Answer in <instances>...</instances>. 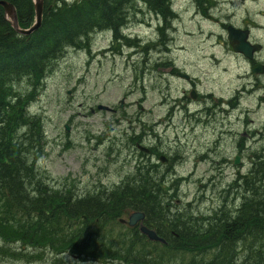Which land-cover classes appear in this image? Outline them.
<instances>
[{"label":"bare ground","instance_id":"6f19581e","mask_svg":"<svg viewBox=\"0 0 264 264\" xmlns=\"http://www.w3.org/2000/svg\"><path fill=\"white\" fill-rule=\"evenodd\" d=\"M16 1L0 0V7L5 14L7 13L5 15L7 25L0 26V32L4 31L3 35H0V80L14 72L24 71L28 74L26 82L29 87L20 86L17 91L20 100H13L18 110L12 112L25 120L23 128L25 133L36 131L38 124L41 125L40 132L45 131L48 114L40 111L39 106L35 110L34 101L37 97L38 100H42V96L49 91L50 80L57 77L61 62L70 58L75 59L74 63L81 64L85 59L90 60L92 57L93 61L105 63L109 77L116 79L130 77L134 73L137 85L145 84L147 75L151 73L149 69H156L160 64L167 65L172 67L170 71L178 74V79L185 81V85L177 89L178 96L174 97L170 103L172 105L168 107L166 115L172 118L174 111L178 108L187 110L189 114L190 106L198 105L194 113L188 117L189 133L183 135V139L178 136L181 144L185 143L184 146L182 145L185 149L180 152L182 157L176 158L172 152L164 153L162 146L156 141V138L160 139L170 127L166 128L163 122L156 123L154 130L149 127L146 121V114L149 112H146L147 109L140 102H137L135 114L125 115H123L125 97L120 99L118 104L95 102L87 115L93 117L105 113L114 117L118 116L115 118L116 122H121L125 118L127 120L126 128H123L121 132L119 130L117 136L110 139L103 152L102 159L106 161V166L100 165V168L103 167V171L107 168V172L104 171L105 178L95 175L85 180V183L81 179L73 183L71 174L68 173L54 176L43 165H39L40 160L47 154L44 148L49 142V139H43L40 146L36 148L37 156L43 153L34 161L36 176L33 177L35 183H39L41 187L36 189L37 194L34 197L36 202L30 205V208H33L32 213H36L35 216L43 213L45 218L41 219V223L44 224L46 232L52 233L55 238L51 246L43 247L46 252L42 254L46 255L43 264H73L68 259L74 261L78 258L93 263L102 259L103 262L98 264L112 262L117 264H238L239 259L251 264L255 261L257 264H264L262 256L264 255V97H260L257 93V91L264 92L263 79L261 77L246 78L244 73L239 71L236 75L243 80L239 87L238 82L214 84L211 80L204 78L206 75L203 72L198 75L189 74L176 64L175 58H170L169 53L173 50V44H176L174 36L177 35L175 34L184 33L191 35L194 39L202 38L205 41V33L214 32L213 29H206L218 26L221 30L211 33V37L220 41L226 35L230 46H233L236 40L247 43L252 48V52L245 58L249 63L253 62L258 73L264 76V63H260L264 60L255 58L262 52L264 45L252 42L253 26L258 22L251 15L255 16V11L252 10L246 14L248 18L246 20L249 23L242 20L243 26L236 27L230 18L226 19L228 16L224 13L222 14L226 18L217 16L215 11L218 3L215 0H192L191 13L188 15L176 11L177 0H137L135 6L124 4L120 0L117 6L114 4L109 10H103L98 17L94 15L95 8L88 7L85 0H22L21 17L25 22L32 18L31 21L23 24L15 5ZM122 11L124 17L119 24L116 21L121 20L119 14L122 17ZM223 12H225L224 9ZM137 23L140 24L137 26L146 28L153 23L156 31L150 35H138L139 39L132 37L137 36L133 33ZM206 25L213 27H206ZM19 30H27V33ZM16 31L21 34L26 33V38L17 35ZM5 33L6 36H4ZM60 33L63 35L59 36ZM43 35L50 38L47 44L48 49L44 51L34 49L37 44L40 46V36L43 37ZM107 40L111 41L112 45L110 43L104 47V42ZM115 40L116 42L118 40L121 47H115ZM5 42H8V45H4ZM178 47L182 46L179 44ZM138 48L144 55L145 52L148 55L143 59L144 61L135 64L131 59L139 53V51L136 52ZM98 52L107 61L103 58L96 59ZM160 54H167L169 57L155 58V55ZM11 57L15 60L11 61ZM218 58L216 55L213 58L208 57L211 66L214 65V70L216 69L215 73L222 77L227 69L220 68L221 62L216 64ZM31 59L34 65L29 66L27 63L29 60L32 61ZM89 60H86V64H90ZM148 64L151 67L146 68ZM98 67L99 64H96L94 70H98ZM248 68L246 72L252 70L251 73L254 75L252 66L249 65ZM42 89L44 90L41 92ZM159 90L162 93L161 88ZM169 90L165 88L164 92L169 98H173ZM143 91L145 94L143 98L146 99V86L143 87ZM189 92L193 101L187 97ZM242 97L252 105H256V107L252 105L244 107L245 112L258 113V118L263 120V123L254 122L251 117L243 118L245 122L241 127L242 130L238 137H235L236 132L231 130V126H238V113H240L238 106L244 103ZM230 115L234 118L230 119ZM247 119L249 122H246ZM43 121L44 124H42ZM220 122L230 130L220 131L214 136L215 141L211 151L200 150L197 147L198 141L201 137L210 138L211 131L218 130ZM31 125L34 128H29ZM65 142L69 145L71 143L69 138ZM117 146L125 148L129 151L128 155L133 158L127 155L124 161L120 160L121 151L116 152ZM229 146H233V151L228 150ZM230 152L234 154V159L228 155ZM240 153L242 157L239 159ZM212 154H217V157L213 159ZM190 155L194 157L189 159ZM220 158L227 164L224 168L212 167L213 174L214 171L216 172L214 176L225 177L226 169L233 164L235 169H238L235 178L225 185L224 183H221L219 187L215 185L210 195L206 197H199L193 201H184L180 198L181 192L185 191L184 184L196 183L203 192L204 188L205 190L209 188V183L201 182L202 179L199 178L195 168L189 172L187 169H180L181 162L189 160L216 163ZM130 161L136 165L135 172L124 170L130 165ZM113 165L116 169H112ZM165 191L164 199H159L160 193L163 195ZM135 196L150 199V201L138 204ZM117 199V205L107 207L108 203ZM157 201L158 204H156ZM207 202L216 206L207 207ZM260 205L263 208H260ZM161 209L165 214L159 222L156 216ZM176 215L183 219L182 223L179 222L183 232L193 231L196 234L198 233L194 227L201 217H206L204 231L212 234L216 232L219 237L217 234L214 237L218 242L204 244L193 253L181 250L180 245L186 242L185 237L173 235L170 228L163 227L165 222H175ZM35 216L29 219L35 220ZM132 217L135 219L131 226L125 219L131 220ZM48 218H54L56 223L49 222ZM238 221L246 222L249 224L248 227L253 224L261 230L255 234L244 229L239 236L240 242H238V231H236L234 237L225 241L223 238L226 235H222L223 230H217L218 226L221 223L229 225L235 223V227L238 228ZM107 222L113 224L112 232L117 231L116 235L109 230ZM56 224H62L61 227L66 230V240L60 241V234L54 227ZM70 228L74 229L70 230ZM157 229L161 230V233L153 235L152 231ZM5 237L0 227V238L5 244H0V261L11 260L8 254L16 250L15 241L10 238L4 239ZM187 238L188 241L193 240L189 236ZM194 238L197 240L195 236ZM203 238L201 237L200 240ZM56 242L65 243L56 248L53 247ZM223 242H229L226 244L236 256H229L228 249L221 247L220 244L215 245ZM119 243L124 245V250L119 248ZM39 245L41 243L31 240L29 248H33L32 254L40 255L36 250L37 246L41 247ZM251 245L256 248L254 249ZM25 250L27 256L21 257L20 260L29 264L40 261L36 256L32 258L27 247ZM186 256L187 260L180 259ZM212 256L219 258L213 263ZM227 259L230 262L232 259V262L228 263Z\"/></svg>","mask_w":264,"mask_h":264},{"label":"rangeland","instance_id":"374dc122","mask_svg":"<svg viewBox=\"0 0 264 264\" xmlns=\"http://www.w3.org/2000/svg\"><path fill=\"white\" fill-rule=\"evenodd\" d=\"M215 1L216 3H218L217 9L215 11L217 13V16L226 18L222 14L224 13L226 16H228V18L226 19L230 18L236 27H238L239 25L243 26L242 20L249 23V21L246 20L248 19L246 14L249 11H255V16L253 14L251 15L258 22L253 26L254 34L252 36V42L264 45V0ZM234 1H236V3H234ZM175 5V7L177 8L176 11H178L179 13L187 15L191 13L190 10L192 9V0H177ZM223 9L225 10V12H223ZM121 13L123 15L124 12L122 11ZM5 15H7V13ZM137 25L140 24L137 23L135 28L133 29V33H136L137 36L132 37H136L138 39V35H150V33L156 31V27L153 23H150L148 28ZM206 27L213 26L206 25ZM212 29L214 30V32H211L212 34L217 33L221 30L218 26L207 28L206 30ZM114 30L117 31V29ZM16 32L20 37L26 38V33L21 34L18 31ZM211 33H205V41L202 38L194 39L191 35H185L184 33L175 34L177 35L174 36L176 38V44H173V50L169 52L171 55L170 58H175L177 62L176 64H178L182 69H185L187 72H189V74L195 73L196 75H198L203 72V74L206 75V77H203L207 80H211V82L214 84L238 82L239 87L242 84L243 80L236 74L237 72L241 71L244 73L243 75H245L246 78L261 77L263 79L262 86L264 88V76H262L263 74L257 73L252 75V70L248 73L246 72L247 70H249L248 66H252L253 64L252 62L249 63L247 58H245L241 53L237 54L233 46H230L228 42L229 38L224 35V39L221 38L219 41L211 37ZM4 36H6V33L4 34ZM59 36H62V34L60 33ZM1 38H3V36ZM7 43L8 42H5L4 45H8ZM110 43L111 41L107 40L104 42L103 46L107 47L108 45H110ZM179 44L182 46L181 48L178 47ZM114 45L115 47H121V44L118 43V40ZM137 51H139V53L133 56L134 58L131 59V61H134L135 64L144 61L143 59H145V57L148 55L147 52H145L144 55L143 52L140 51V48H138L136 52ZM97 54L99 55L96 59L104 57L99 52ZM215 55L219 57L216 64L221 62L220 68L227 69V72L223 73L222 77L215 73L216 69L214 70V65L211 66V62L208 59V57L213 58ZM167 57H169V55L167 54L155 55V58L157 59H165ZM255 58L264 60V49L261 53H258ZM74 60V58H70L65 62H61L62 64L60 63L61 68L57 73V77L50 80L51 86L49 88V91L44 96H42V100H38L37 97L34 101L33 107L35 110H37L39 106L40 111H42L43 113L45 111V113L47 112L48 114L44 131L45 134H47L46 138L49 139V142L44 148L47 154L40 160L39 165H43L54 176L65 175L66 173L71 174V181L73 183L79 182L80 179L82 182H84L85 180L89 179V177H94L95 175L105 178L103 176L104 171L107 172V168L104 169V171L103 167L100 168V165H105L106 163V161L102 159L103 152L106 148V145L109 143V141H111L110 139L115 138L119 130L121 132L123 128H126L125 125L127 119L125 118L121 122H116L117 120H115V118H117L118 116L114 117L109 114L101 113L97 114V116L91 117L87 115V112L95 102L102 101L104 103H110V105L118 104L120 103V99H122L123 97H125V110L123 115L135 114V111L138 107L137 102H140L147 109L146 112H149L148 114H146V121L149 127L154 130L156 123L158 122H163L166 128L170 127L169 131L166 132L165 135L160 137V139H157L155 137L156 141L159 142V144L162 146V150L164 151V153L169 154L170 152H172V155L174 157H182L180 156V152L181 150L185 149L183 147V144L185 143L183 142V144H181V142L178 140V136H180V139H183V135L189 133L190 127L188 126V117L189 115H192L194 113L195 108H198V105H191V113L189 114L187 110H181L178 108L174 111V116L172 118H170L169 115H166L168 107L172 105L170 103L173 101L174 97L178 96L177 89L183 88V86L185 85V81L177 78L178 74L175 71H170L172 67L160 64L156 69H149L151 73L147 75V79L145 81V84H147L137 85V83H135L134 73L130 77H126L124 79L118 78V80L114 77H109L108 72H106L107 66L105 63L101 64L100 61H93L92 57H90V60L85 59L81 64L74 63ZM86 60H89L90 64H86ZM103 60H106V58H103ZM260 63H264V61ZM96 64H99L98 70H94ZM149 67H151L150 64L146 66V68ZM22 85L24 87H28V83L26 81L23 82ZM144 86L147 87V93L145 96L146 99L143 98L145 95L143 91ZM160 88L162 90V93L159 90ZM165 88L170 89V95L173 98H169L165 94ZM43 90L44 89H42L41 92ZM224 91L228 92L226 90ZM257 93L260 97H264V92L257 91ZM181 94L183 95V93ZM190 94L191 93L189 92L187 94V97L189 100L191 99V101H193ZM239 95L242 96L241 94ZM245 100L246 99L242 97V101L244 103L243 105L238 106V112H240L238 113V126H231V130L236 132L235 137H238L239 132L242 130L241 127L244 125L243 122H245V119L243 120V118L251 117L254 122L260 124L263 123V120L258 118V113L253 112V114H247V112H245V109L243 108L252 105L250 102ZM252 106L256 107V105ZM231 116L232 115H230V119H233L234 117ZM44 118L46 117L44 116ZM247 121L248 119L246 120V122ZM42 124H44V121ZM29 128L34 127L31 125ZM236 128L238 131L235 130ZM40 129L41 125L40 127L38 125V132H40ZM228 130L230 129L225 128L220 122L218 130L211 131L212 136L208 139H205L206 137H201L200 141H198L197 143V147H199L202 151H205L207 149L208 151H211V148L213 147L212 145L215 141L214 136L220 131L225 132ZM68 138L71 142L70 145L68 144V142H65ZM232 139L233 137L229 140L231 141ZM115 149L117 153H119V150L121 151L119 153L120 160L124 161V158H126L129 151L120 146L115 147ZM34 150L38 151V149L36 148ZM228 150L233 151V146H229ZM42 153L40 155H42ZM40 155L37 156L35 153V155H33V158L36 160ZM228 155L231 156V159H234L235 157L232 152H230V154ZM129 157L133 158V156ZM192 157H194V155H190L189 159H191ZM215 157H217V154H212V158L214 159ZM131 162L132 161H130V165L126 166L124 170L135 172L136 165ZM226 164L227 163L223 162L221 158L216 163H200L189 160L182 161L180 164V169H187V171L189 172L190 170H194L195 168L196 173L199 175V178L201 177L202 179L201 182L203 184L209 183V188L208 190H205L204 188L203 192L201 188H199V186H196V183L191 182L188 184H184L183 190L185 191L181 192L180 198L184 199V201H193L199 197H206L210 195V192L215 185L219 187L221 183H224L223 185H225L226 183H228V181L231 182L235 178V174L238 170L235 169L233 164L230 165L229 169H226L225 177L216 178L214 176L216 172L214 171L213 174V171L211 170V168L214 166L224 168ZM113 168L116 169V166L113 165L112 169ZM210 176L211 178H209ZM206 205L207 207L216 206L215 204L211 205V203L208 202ZM58 226L62 233L66 232V230L61 227L62 224H59ZM73 229L74 228H70V230ZM109 230L112 232L113 229ZM112 233L116 235L117 231ZM0 244H4L1 238ZM20 244L21 243L18 241H16L15 243L16 248H18L19 250L20 247H22V245ZM118 246L120 249H125V247H123L124 245H122L121 243H119ZM56 248H59V246H56ZM24 249L25 246L22 247V250ZM28 249L32 254L33 248L28 247ZM36 257L40 259V261L31 264H43L45 262L44 259L46 255H38ZM84 260L85 259L82 258H78L74 261L68 259V261L72 262L73 264H98L103 262L102 259H98L99 261L97 263ZM185 260H187V258H185ZM0 264L29 263L24 260L5 259L3 261H0ZM108 264L117 263L112 262Z\"/></svg>","mask_w":264,"mask_h":264},{"label":"trees","instance_id":"16d2710c","mask_svg":"<svg viewBox=\"0 0 264 264\" xmlns=\"http://www.w3.org/2000/svg\"><path fill=\"white\" fill-rule=\"evenodd\" d=\"M17 1L15 5L18 8L21 23L26 24L28 21H31L32 18H29V20L26 22L23 20V18L21 17V11L23 10L22 0ZM118 1L120 0H101V2L100 0H85V2L88 4V7L95 8L96 12H94V15H96L97 17L101 15V12L103 10H109L114 4L115 6H117ZM136 1L137 0H122L124 4H128L131 6H135ZM119 17L121 18V20L116 22L120 24V22L123 21L122 18L124 17V15H122L121 17V14H119ZM105 21L110 22V20ZM6 25L7 23L5 21L4 10L2 7H0V26L5 27ZM2 33H4V31L0 32V34ZM40 38V46L39 44H37L34 49H48L47 44L50 38L45 35H43V37L40 36ZM4 49H6V47ZM12 60H15V58L11 57V61ZM27 64L31 66L32 64L34 65V62L33 60H29ZM27 76L28 74L26 72L19 71L17 73H11L0 80V227L3 235L6 236L4 239H13L15 243L16 241H18L21 243L20 245H22V247L25 246L28 248L29 244H31V240L41 243V245H39L41 247L37 246L36 250L40 254V256H42V254L46 253L44 252L43 247H48V245L51 246L55 238L53 237L52 233L48 234V232H46V228L43 226L44 224L41 223V219L45 218L44 215H42L43 213L35 216L34 214L36 213H32L33 208H30V205L36 202V198H34L37 194L36 189L41 187V185L39 183H35L33 179V177L36 176V166H34L35 159L33 158V155H35L36 151L34 149L37 148V146H40V143L44 138H46L47 135L45 134V132H38L39 129L30 132L29 134L25 133L23 131L25 120H22L16 113L12 114L13 111L18 110L16 104H13V100H20L17 91L19 90L20 86H23L22 83L26 81ZM165 193L166 192H163V195H161L162 193H160L161 197L159 199H164ZM135 198L136 201H138V204H141L143 201H150V199H142L143 197L141 198L135 196ZM117 203L118 199L114 202L112 201L108 203L107 207H112L111 205L115 206L117 205ZM156 204H158V201ZM260 208H263V206L260 205ZM162 209L161 212L156 216L159 219V222L162 221V219L164 218L163 215L165 214V212L163 213ZM32 216H35L36 219L31 221L29 218H32ZM176 217L177 219H175V222H165L163 227L170 228L173 231V235L185 237L186 242L180 245L181 250H187L193 253L198 251L204 244L218 242L215 241L216 237H214V235L217 234L215 231V233L213 234L211 232L207 233L204 231L203 225L204 222H207L206 217H201L198 224L194 227V230L198 234L194 233L193 231H191V233L183 232L182 226H179V222L182 223L183 219H181L179 215H176ZM48 221L51 223H56V220L54 218H48ZM107 224L108 222L106 223V225ZM248 226L249 224L241 221H238V228L235 227V223H232L230 225L221 223L218 226L217 230L224 231L222 235H226L225 238H223L225 241L226 239H231V237H234V233L238 231V242H240L239 236L244 229H248L249 233L255 234L257 233V231L261 230L259 227L253 226V224L251 225V227ZM54 227L58 230V234H60V241L66 240L65 232L62 233L57 224ZM231 227L233 229H231ZM156 231L158 233H161V230L159 229H157ZM187 236H189L193 240L188 241ZM194 236L197 238V240L194 238ZM201 237L204 238L200 240ZM64 243L65 242H61V244H58V242H56L53 247L61 246ZM226 243L229 242L217 243L215 245L219 246L220 244L221 247H225V249H228L229 256L235 255L231 252ZM251 246L254 249L256 248L253 245ZM22 247H20V250L16 248L15 251L10 248L12 252H10L8 256L15 260H20L21 257L25 258L27 256L26 250H22ZM211 249H213V247ZM2 250L3 249H1V251ZM35 254H32V258L36 256ZM262 256L264 258V255ZM239 257L240 254L238 253V259ZM218 258V256L215 258L214 256H212V262L217 261L216 259ZM227 261L228 263H231L232 259L231 262L229 259H227ZM254 263L257 264L256 261ZM238 264L251 263L245 260L240 261L239 259Z\"/></svg>","mask_w":264,"mask_h":264},{"label":"water","instance_id":"95a60500","mask_svg":"<svg viewBox=\"0 0 264 264\" xmlns=\"http://www.w3.org/2000/svg\"><path fill=\"white\" fill-rule=\"evenodd\" d=\"M39 4H42V3H39ZM19 31L27 33V31H23V30H19ZM233 43H234L233 47L236 51L243 53L245 56H250V54L252 52V48L247 43H245V42L242 43V42H239L238 40H236ZM134 219L135 218L132 217V219L130 220V224L134 223ZM152 233H153V235L155 234L154 231H152Z\"/></svg>","mask_w":264,"mask_h":264},{"label":"flooded vegetation","instance_id":"af4514ba","mask_svg":"<svg viewBox=\"0 0 264 264\" xmlns=\"http://www.w3.org/2000/svg\"><path fill=\"white\" fill-rule=\"evenodd\" d=\"M252 66H254V65H252ZM253 68V67H252ZM238 157H239V159L242 157V153H240L239 155H238Z\"/></svg>","mask_w":264,"mask_h":264}]
</instances>
